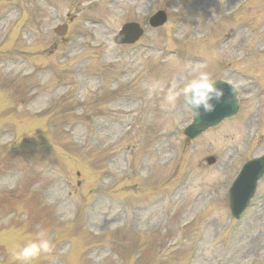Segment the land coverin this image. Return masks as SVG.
Segmentation results:
<instances>
[{
    "label": "rangeland",
    "instance_id": "rangeland-1",
    "mask_svg": "<svg viewBox=\"0 0 264 264\" xmlns=\"http://www.w3.org/2000/svg\"><path fill=\"white\" fill-rule=\"evenodd\" d=\"M242 1L0 0V264L32 219L54 245L36 264H264V179L238 223L221 197L264 153V0ZM159 9L165 26L113 43ZM69 19L65 37L49 31ZM205 67L239 86L243 109L190 141L186 105L162 110L147 87Z\"/></svg>",
    "mask_w": 264,
    "mask_h": 264
},
{
    "label": "clouds",
    "instance_id": "clouds-1",
    "mask_svg": "<svg viewBox=\"0 0 264 264\" xmlns=\"http://www.w3.org/2000/svg\"><path fill=\"white\" fill-rule=\"evenodd\" d=\"M218 81L229 84L238 99V90L235 85L227 80H220L206 67L192 72L182 84L175 81L153 80L147 87V99L159 97L162 110L171 109L182 101L192 110V116L195 119L202 112L215 111V102L224 97V88L218 85ZM53 249V242L47 232L41 229L25 243L14 247L11 250V259L14 264H36L42 256L50 254Z\"/></svg>",
    "mask_w": 264,
    "mask_h": 264
}]
</instances>
